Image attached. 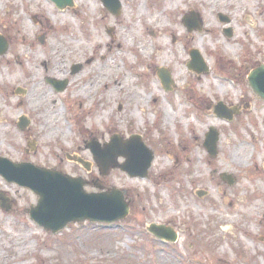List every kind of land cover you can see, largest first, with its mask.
Returning a JSON list of instances; mask_svg holds the SVG:
<instances>
[{
	"label": "rangeland",
	"instance_id": "rangeland-1",
	"mask_svg": "<svg viewBox=\"0 0 264 264\" xmlns=\"http://www.w3.org/2000/svg\"><path fill=\"white\" fill-rule=\"evenodd\" d=\"M121 2L117 17L101 0H74L76 12L51 0H0V34L8 45L0 57V159L80 177L89 193L126 191L130 206L115 224L72 223L54 235L29 216L38 197L0 177L9 206L8 196L15 199L10 211L0 208V264H264V101L247 79L264 63V0ZM192 11L201 28L189 33L183 18ZM152 19L167 30L150 27ZM192 50L208 72L189 69ZM115 63L121 74L111 73L108 88L72 99L74 79ZM57 64L66 75L63 91L49 83ZM158 69L170 72L171 91ZM116 81L122 91L114 90ZM40 88L51 90L45 108L61 114L50 123L56 134L49 141L43 110L32 107ZM219 102L242 112L223 120L214 114ZM23 117L29 123L21 130ZM211 129L220 132L216 158L204 146ZM132 135L154 155L147 177L113 167L101 173L88 143L104 149L114 137L124 142ZM116 161L127 164L122 155ZM153 226L172 228L177 242L157 238Z\"/></svg>",
	"mask_w": 264,
	"mask_h": 264
},
{
	"label": "water",
	"instance_id": "water-1",
	"mask_svg": "<svg viewBox=\"0 0 264 264\" xmlns=\"http://www.w3.org/2000/svg\"><path fill=\"white\" fill-rule=\"evenodd\" d=\"M60 10L73 6V0H51ZM104 6L114 15L120 16L121 3L119 0H102ZM222 22L228 23L229 20L219 15ZM184 22L188 30L192 32L200 29L197 14L191 12L185 16ZM231 33L229 34L230 37ZM7 44L0 36V56L6 54ZM192 63L190 69L202 74L208 72V68L204 65L202 58L197 51L191 52ZM81 66L73 67L76 73ZM159 76L167 91H170V85L173 83L171 75L168 71L160 70ZM59 91L64 90L66 82H57L49 80ZM249 83L256 94L264 100V65L255 69L249 75ZM216 114L222 118L233 119L234 112L229 111L219 103L215 106ZM27 124L21 126L22 129ZM112 147L106 145L107 151H102L101 147L96 143H90V149L95 156L100 168L107 173L111 167H119L123 171L128 172L132 177H146L148 169L153 161V154L144 146L139 136H133L131 141L123 142L118 137L113 138ZM219 133L215 129H211L206 135L205 147L212 157L218 154ZM127 159V164L117 165L116 159L120 156ZM89 169V164H86ZM9 168H17L16 174H11ZM0 174L10 183L31 189L39 196V202L36 207L30 210L31 218L46 230L57 233L64 229L70 222H79L90 220L92 222L113 223L120 219H124L129 213V205L126 203L124 192L113 190L109 193H92L88 194L84 191L85 182L81 179H73L62 175L61 173L36 167L29 163L12 164L7 160L0 159ZM223 178L231 185L233 178L223 175ZM3 202L2 204H4ZM4 206V205H3ZM156 236L163 238L168 237L172 241L176 240V236L171 235L163 228L154 227L151 230Z\"/></svg>",
	"mask_w": 264,
	"mask_h": 264
},
{
	"label": "bare ground",
	"instance_id": "bare-ground-1",
	"mask_svg": "<svg viewBox=\"0 0 264 264\" xmlns=\"http://www.w3.org/2000/svg\"><path fill=\"white\" fill-rule=\"evenodd\" d=\"M85 0H82V2H84ZM79 9V6L76 4L74 7H73V12L77 11ZM71 13V12H70ZM161 24H158L160 23ZM157 24L159 26H157ZM150 27H156L158 29H161V31H163L164 29L167 30V26L165 23H163L162 21H159L158 19L157 20H151V23L149 24ZM229 27H233V25L229 24L228 25ZM164 30V31H165ZM210 30V27H205V32L209 31ZM163 31V32H164ZM162 34V33H161ZM173 34V33H172ZM134 39H132L133 41ZM158 45H159V48L162 50L163 47L162 45L158 42ZM120 46V45H119ZM121 47V46H120ZM130 47H133L134 46H130ZM130 47H127V48H130ZM142 47H144V49L147 51V52H150V48H147L146 49V45H143ZM167 56H163V59H166ZM22 60H24V58H21ZM29 61H30V64L31 62H33L34 64L37 65L38 63V59L36 57H29L28 58ZM33 67L34 65L31 64ZM60 67H61V64H57L55 65V69H52V74H56V76H52L51 79H54V80H57V81H62V79H66V75L65 74H62L60 72ZM118 68H120L117 63L114 64V66H111V67H108L107 65H104L103 68H99L98 70H95L94 67L92 68L93 69V73H88L87 75L83 74L82 77L83 79L82 80H79V79H74L72 82H71V87L73 88V95H72V99L74 101H76L77 99L79 98H82V99H87L88 97H90L92 94H96L98 89L101 87V86H104L105 88H108V85H107V81L108 79L111 78V73H115L116 75H119L121 74L120 71H117ZM27 71H30L29 69ZM107 71H110V72H107ZM94 74V77L91 78L90 76ZM84 79H88L89 82H84ZM68 80V79H67ZM131 80V77L128 76L127 78V83H129ZM115 88L114 90H123L124 89V86L122 83L116 81L115 83ZM75 87V88H74ZM41 89V94H40V97L39 99L35 100L33 103H32V107H34L35 109H38V110H43V119L45 120L46 124H49V126L47 128H50L51 124H56V122H58V119L61 117V114L58 113V112H54V113H51V111H48L46 107V101L49 100L52 96H51V90H48L46 92V90L44 88H40ZM42 95V96H41ZM55 109V107H54ZM166 116H167V119H170L171 117V113L170 111H166ZM56 134V131H54L52 128H50L48 130V133L45 132V139L46 140H51L52 137ZM103 139L105 140V137L103 136ZM13 199V198H12ZM13 201L15 202V199H13ZM23 245H20V247H22ZM2 250L0 251V255L2 254ZM21 260H24V257L21 256L18 261H21Z\"/></svg>",
	"mask_w": 264,
	"mask_h": 264
},
{
	"label": "flooded vegetation",
	"instance_id": "flooded-vegetation-1",
	"mask_svg": "<svg viewBox=\"0 0 264 264\" xmlns=\"http://www.w3.org/2000/svg\"><path fill=\"white\" fill-rule=\"evenodd\" d=\"M12 201H13V199L10 197V196H8ZM13 203L15 204V202L13 201ZM13 203H12V207L11 206H8L6 209H2V210H8V211H10L12 208H13Z\"/></svg>",
	"mask_w": 264,
	"mask_h": 264
}]
</instances>
